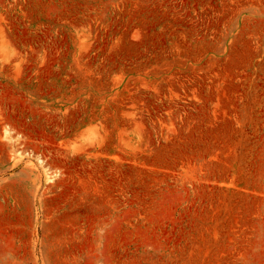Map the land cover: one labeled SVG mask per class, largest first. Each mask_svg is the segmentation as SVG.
Segmentation results:
<instances>
[{
  "label": "rangeland",
  "instance_id": "rangeland-1",
  "mask_svg": "<svg viewBox=\"0 0 264 264\" xmlns=\"http://www.w3.org/2000/svg\"><path fill=\"white\" fill-rule=\"evenodd\" d=\"M0 264H264V0H0Z\"/></svg>",
  "mask_w": 264,
  "mask_h": 264
}]
</instances>
